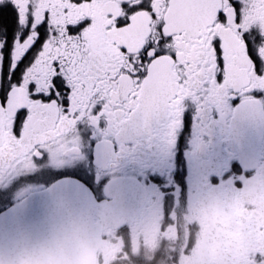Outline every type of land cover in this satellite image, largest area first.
<instances>
[{"label":"snow or ice","instance_id":"6c2138e0","mask_svg":"<svg viewBox=\"0 0 264 264\" xmlns=\"http://www.w3.org/2000/svg\"><path fill=\"white\" fill-rule=\"evenodd\" d=\"M237 99L246 111L264 104V0H0V187L42 161L76 159L83 129L106 126L122 148L155 128L171 148L189 104L203 118ZM249 193L254 208L264 204V174L206 198L221 205ZM174 214L152 217L167 232ZM243 231V245L206 264H264V207ZM195 249L190 239L153 264H198ZM24 251L5 259L0 249V264Z\"/></svg>","mask_w":264,"mask_h":264},{"label":"flooded vegetation","instance_id":"af4514ba","mask_svg":"<svg viewBox=\"0 0 264 264\" xmlns=\"http://www.w3.org/2000/svg\"><path fill=\"white\" fill-rule=\"evenodd\" d=\"M5 15L10 20V14ZM241 104L239 99L231 101L227 109L213 108L203 118L196 106L189 104L171 148L155 128L124 140L122 148L115 136L103 135L106 126L101 131L83 129L82 151L76 159L62 165L42 161L33 174L0 187V218L31 193L69 178L87 186L97 202L113 205L118 210L113 217L132 228L128 253V227L121 231V225L103 229L105 250L97 252L96 264H153L157 252L179 250L190 239L196 244L198 264L219 259L243 245V230L264 207L254 208L256 202L250 193L221 205L206 198L230 185L242 187V178L264 174V136L255 149L251 141L244 150L240 147L245 144L238 131L247 126L238 123ZM261 106L264 111V104ZM198 123L204 129L199 137ZM108 145H112L111 151ZM116 182L118 189L113 188ZM173 212L176 227L162 231L164 221L152 216L169 217ZM197 223L201 230L192 236L190 227ZM185 264L194 261L189 258Z\"/></svg>","mask_w":264,"mask_h":264},{"label":"water","instance_id":"95a60500","mask_svg":"<svg viewBox=\"0 0 264 264\" xmlns=\"http://www.w3.org/2000/svg\"><path fill=\"white\" fill-rule=\"evenodd\" d=\"M238 131L254 149L264 136V111L237 109ZM244 118V120H241ZM119 188L118 183L113 188ZM113 205L97 202L82 182L62 179L47 189L31 193L0 218V249L25 250L18 264H96L97 252L105 250L102 231L121 225ZM125 220V219H123Z\"/></svg>","mask_w":264,"mask_h":264}]
</instances>
